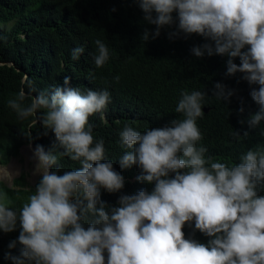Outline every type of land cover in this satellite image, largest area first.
I'll return each mask as SVG.
<instances>
[{
    "label": "clouds",
    "instance_id": "clouds-1",
    "mask_svg": "<svg viewBox=\"0 0 264 264\" xmlns=\"http://www.w3.org/2000/svg\"><path fill=\"white\" fill-rule=\"evenodd\" d=\"M135 2L144 21L156 26L151 33L145 28L143 42L158 37L165 26H174L170 38L202 36L206 42L191 53L227 56L225 75L239 72L249 85H258L250 92L259 108L248 118L249 128L264 121V0ZM95 45L94 64L101 68L109 50L100 39ZM84 51L74 48L72 59ZM70 80L65 76L62 85L33 95L34 83L25 76L21 84L28 91L21 87L17 99L8 101L18 118L33 117L29 128L39 122L51 129L60 155L80 167L53 171L57 156L36 146L33 159L41 179L28 202L17 210L6 194L0 195V231L11 233L19 223V235L8 247L22 246L19 255L8 252L5 259L12 264H264V150L249 149L232 166L205 157L207 149L197 146L202 139L197 119L203 116L207 92L181 91L175 112L182 118L144 132L127 124L119 131L126 149L120 167L135 165L136 180L152 188L121 194L110 205L101 199V190L120 192L125 178L105 159L104 142H94L89 124L90 116L106 109L110 95L107 90L82 92ZM233 94L215 83L218 100ZM26 99L30 103L23 106ZM233 135L240 136L237 131ZM193 223V232L209 238L206 243L185 237L184 226Z\"/></svg>",
    "mask_w": 264,
    "mask_h": 264
},
{
    "label": "trees",
    "instance_id": "trees-1",
    "mask_svg": "<svg viewBox=\"0 0 264 264\" xmlns=\"http://www.w3.org/2000/svg\"><path fill=\"white\" fill-rule=\"evenodd\" d=\"M143 17L135 0H0V165L8 163L23 145L32 142L35 148L42 145L46 152L51 149L57 156L53 171L63 174L80 167L79 162L60 155L62 149L51 129H44L39 122L29 128L33 117L20 119L9 107L8 101L17 99L21 87L28 91L21 84L25 76L34 83L33 95L62 85L65 76L71 78V86L82 92H109L106 109L90 116L89 124L94 142H104L105 159L112 160L114 169L125 178L120 192L101 190V199L110 205H115L121 194L152 188L136 180L139 169L135 165L130 169L120 167L119 158L126 149L120 144L119 131L127 124L144 132L182 118L175 112L181 91L208 94L203 116L197 119L202 134L197 146L207 149L206 158L232 166L249 149L264 150V121L255 129L247 123L259 108L250 95L258 85H249L239 72L225 75L227 56L195 57L191 48L206 42L197 34L185 38L181 33L170 38L174 26H165L158 37L143 42L145 28L151 33L156 27ZM97 39L109 50V60L101 68L93 60ZM76 47L85 51L74 60L71 52ZM234 62L239 64V58ZM216 82L234 90L229 100L213 96ZM29 103L26 99L23 106ZM236 131L239 137L233 135ZM20 181L21 178L16 179L15 184H21ZM35 186L15 188L0 181V195L6 194L10 206L19 210L28 202ZM260 194L264 195V187ZM193 228L194 223L192 227L184 226L185 237L206 243L209 238L198 230L193 232ZM19 231V223L11 233L0 231V264H12L5 259L8 252L19 255V243L15 248L8 247Z\"/></svg>",
    "mask_w": 264,
    "mask_h": 264
},
{
    "label": "rangeland",
    "instance_id": "rangeland-1",
    "mask_svg": "<svg viewBox=\"0 0 264 264\" xmlns=\"http://www.w3.org/2000/svg\"><path fill=\"white\" fill-rule=\"evenodd\" d=\"M24 146L27 147L22 150ZM24 146L20 148L18 154L9 159L8 163L0 165V167L2 166L0 181L3 184L15 188L30 189L41 179V175L35 172L37 161L33 159L34 149L28 147V144ZM20 178L21 184H15V180Z\"/></svg>",
    "mask_w": 264,
    "mask_h": 264
},
{
    "label": "bare ground",
    "instance_id": "bare-ground-1",
    "mask_svg": "<svg viewBox=\"0 0 264 264\" xmlns=\"http://www.w3.org/2000/svg\"><path fill=\"white\" fill-rule=\"evenodd\" d=\"M27 147V146H26ZM26 147H23L22 148V150L24 149V148H26ZM32 149H34L35 150V148L34 147H32V146H30ZM1 169H2V166L0 167V174H1ZM1 176V175H0Z\"/></svg>",
    "mask_w": 264,
    "mask_h": 264
},
{
    "label": "water",
    "instance_id": "water-1",
    "mask_svg": "<svg viewBox=\"0 0 264 264\" xmlns=\"http://www.w3.org/2000/svg\"><path fill=\"white\" fill-rule=\"evenodd\" d=\"M28 145H29L28 147H30V145H31L32 147H34V146H33V143H31V142H30ZM34 148H35V147H34ZM7 186H8V185H7Z\"/></svg>",
    "mask_w": 264,
    "mask_h": 264
}]
</instances>
